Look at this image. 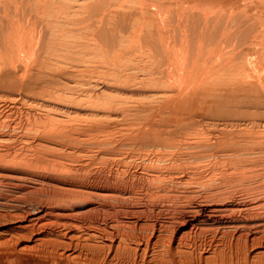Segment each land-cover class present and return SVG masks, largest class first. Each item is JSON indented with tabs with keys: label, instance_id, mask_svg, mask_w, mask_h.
I'll list each match as a JSON object with an SVG mask.
<instances>
[{
	"label": "bare ground",
	"instance_id": "1",
	"mask_svg": "<svg viewBox=\"0 0 264 264\" xmlns=\"http://www.w3.org/2000/svg\"><path fill=\"white\" fill-rule=\"evenodd\" d=\"M0 264H264V0H0Z\"/></svg>",
	"mask_w": 264,
	"mask_h": 264
}]
</instances>
